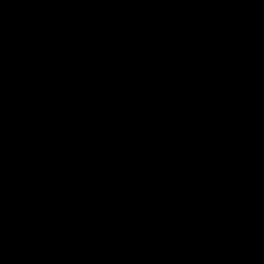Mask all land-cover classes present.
<instances>
[{
	"label": "water",
	"instance_id": "obj_1",
	"mask_svg": "<svg viewBox=\"0 0 264 264\" xmlns=\"http://www.w3.org/2000/svg\"><path fill=\"white\" fill-rule=\"evenodd\" d=\"M0 264H264V0H0Z\"/></svg>",
	"mask_w": 264,
	"mask_h": 264
}]
</instances>
